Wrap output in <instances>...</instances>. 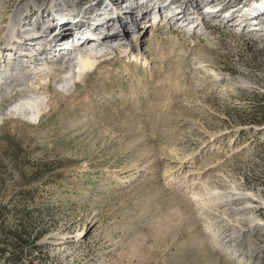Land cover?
<instances>
[{"label":"rangeland","instance_id":"rangeland-1","mask_svg":"<svg viewBox=\"0 0 264 264\" xmlns=\"http://www.w3.org/2000/svg\"><path fill=\"white\" fill-rule=\"evenodd\" d=\"M33 1L51 0H0L4 20L26 3L36 14ZM59 1L101 7L107 0ZM178 1L190 10L195 0ZM195 9L196 27L167 22L166 8L156 23L145 17L137 35L109 44L113 54L67 92L55 91L61 69L44 84L32 74L36 88L49 91L38 120L7 113L17 90L0 100V201L12 212L23 205L35 229L45 230L27 261L264 264V203L245 207L219 189L232 207L228 216L217 198L193 205L184 199L203 197L193 181L213 164L242 177V193L264 198L243 177L264 167L262 138L253 135L264 128L263 103L256 101L264 95V24L249 33ZM127 43L137 45L138 59L127 58L129 51L120 56Z\"/></svg>","mask_w":264,"mask_h":264},{"label":"bare ground","instance_id":"bare-ground-1","mask_svg":"<svg viewBox=\"0 0 264 264\" xmlns=\"http://www.w3.org/2000/svg\"><path fill=\"white\" fill-rule=\"evenodd\" d=\"M111 1H105L101 7L99 3L82 7L79 1L68 3L51 0L41 5L33 1L36 14L31 15V5L26 3L24 11L21 12L15 8L14 11L9 12L6 21L4 7H0V23L3 22L0 25V62H5L0 65V100L9 95L12 90L20 93V96L6 108L8 114L13 113L26 120H38L42 107L48 106L49 91L47 87L37 89L32 74L39 77L40 84H44L48 74L55 73V67L61 69L57 73L58 81H56L55 91L57 94H60V91L67 92L85 72L92 71L102 58L105 59L113 54L114 51L108 47L109 44L125 40L128 33L137 35L143 19L149 15H152V22L156 23L159 17L157 15L160 13L159 2L175 7V13L169 12L167 22L175 19V23H178L177 17H180L185 18V21H193L192 24H187V26L190 24L193 26L197 20L193 15L199 11L193 6L196 5L195 1L191 4L190 10H185L187 6L184 4L183 6L176 4L178 0H132L130 2L118 0L119 6L112 4L111 8L106 7L107 2ZM225 5L226 3L211 9L204 7L203 12L206 16L211 15L210 17H214L213 15L217 13V18L221 17L225 20L223 26L242 24L243 29H247L249 33L262 29L264 2L253 6L242 0L235 7L229 5L225 8ZM238 16L242 17L239 23ZM194 25L198 26V24ZM3 37L6 42L2 43ZM129 46L131 43L118 47L122 52L120 56L124 57L125 51L129 49L130 52L126 57L132 56L138 59L139 56L134 53L137 45ZM127 47L129 48L126 49ZM108 48L109 52L105 50ZM196 174L197 178L193 183L199 187V195L203 197L199 200H195V196L184 198L185 201L191 202V205H193L192 202H201V200L202 203L209 202L203 200L206 198H217L219 205L228 207L229 216L233 210L226 202H223L222 196H219L218 188L215 186V179L218 177L227 179L223 191L226 198L243 199L247 204L243 203L245 207L254 204L250 200L264 203V198L254 190L247 189L242 193L236 176L230 170L227 171L213 164L204 170L197 171ZM240 180L244 182L242 177Z\"/></svg>","mask_w":264,"mask_h":264},{"label":"trees","instance_id":"trees-1","mask_svg":"<svg viewBox=\"0 0 264 264\" xmlns=\"http://www.w3.org/2000/svg\"><path fill=\"white\" fill-rule=\"evenodd\" d=\"M258 103H263L264 110V95L256 97ZM264 119V115L261 117ZM243 133H250L246 130ZM255 138H262V151L264 155V128L253 133ZM264 157V156H263ZM251 173V172H250ZM254 174V172H253ZM244 179H247L256 185H259L263 190L264 196V167L260 173L250 176L248 173H243ZM22 199L27 200V195H22ZM24 202H26L24 200ZM19 204H15L14 212L8 210V205L0 201V263L2 264H33L27 261V257L40 249L36 244L38 239L44 235L45 230L37 231L32 221V215L25 209H19ZM13 220V223L11 221Z\"/></svg>","mask_w":264,"mask_h":264}]
</instances>
